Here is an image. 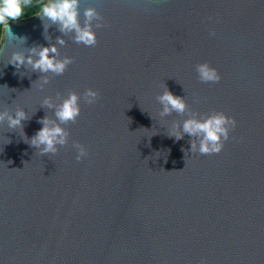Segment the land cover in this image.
I'll return each mask as SVG.
<instances>
[{
  "label": "water",
  "instance_id": "1",
  "mask_svg": "<svg viewBox=\"0 0 264 264\" xmlns=\"http://www.w3.org/2000/svg\"><path fill=\"white\" fill-rule=\"evenodd\" d=\"M87 7L104 18L95 46L38 16L11 23L25 40L5 37L0 111L31 119L0 124V264H264V0H81V21ZM61 36L73 63L44 89L8 63ZM203 62L219 82L199 80ZM90 87L100 97L64 125L69 144L42 155L25 141L53 117L45 96ZM166 87L201 117L236 118L221 152L169 136L188 113L160 115Z\"/></svg>",
  "mask_w": 264,
  "mask_h": 264
},
{
  "label": "clouds",
  "instance_id": "2",
  "mask_svg": "<svg viewBox=\"0 0 264 264\" xmlns=\"http://www.w3.org/2000/svg\"><path fill=\"white\" fill-rule=\"evenodd\" d=\"M81 0H0V55H4L6 44L5 37L13 40H25L26 37H18L11 30V23L18 22L24 18L30 10L35 9L33 15L47 20L44 24L45 32L50 25H56L61 33L72 34V39L78 44L95 46L98 43L97 29L104 26V18L95 7H87L83 11L81 21ZM67 44L64 36L58 37L56 43L34 46L28 53L13 52L8 63L14 65L17 70L31 67L34 72L42 73L39 78L40 88L44 89L50 83L48 74L62 75L73 63L70 56L61 57L60 46ZM196 72L199 80L204 83H217L222 79L218 68L208 62L198 63ZM100 92L94 88H88L83 93L71 91L61 102H57L52 96L42 99V107L51 109L53 117L45 115L40 119L42 127L30 139L25 141L35 147L42 155L55 154L61 146L69 144L70 132L64 125L75 122L82 112L81 100L89 105L97 102ZM163 106L161 116H169L172 113H188V118L182 123L174 124L169 136L175 137L177 141L185 134L192 137L190 142L191 152L201 154L219 153L225 146V141L230 139L231 131L235 128L237 121L234 116H229L223 111L199 116L190 110L188 101L170 91L167 87L158 96ZM31 116L24 108H18L15 114L0 111V124L5 120L9 129L20 128L23 130L24 121ZM77 160H83L88 155V148L74 142Z\"/></svg>",
  "mask_w": 264,
  "mask_h": 264
},
{
  "label": "trees",
  "instance_id": "3",
  "mask_svg": "<svg viewBox=\"0 0 264 264\" xmlns=\"http://www.w3.org/2000/svg\"><path fill=\"white\" fill-rule=\"evenodd\" d=\"M34 11H35V9L30 10V11L28 12V14H27L24 18H22L21 20H25V19H28V18H32V17H34V15H33ZM21 20H19V21H21Z\"/></svg>",
  "mask_w": 264,
  "mask_h": 264
}]
</instances>
